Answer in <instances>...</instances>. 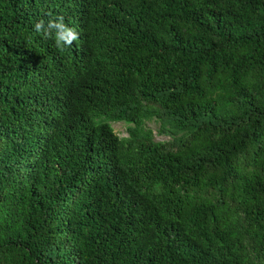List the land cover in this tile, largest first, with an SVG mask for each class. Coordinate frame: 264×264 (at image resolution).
Listing matches in <instances>:
<instances>
[{"label":"trees","instance_id":"16d2710c","mask_svg":"<svg viewBox=\"0 0 264 264\" xmlns=\"http://www.w3.org/2000/svg\"><path fill=\"white\" fill-rule=\"evenodd\" d=\"M0 264H264V0H0Z\"/></svg>","mask_w":264,"mask_h":264},{"label":"clouds","instance_id":"9594fccd","mask_svg":"<svg viewBox=\"0 0 264 264\" xmlns=\"http://www.w3.org/2000/svg\"><path fill=\"white\" fill-rule=\"evenodd\" d=\"M33 31L41 34L44 38L52 39L54 46L59 51L71 48L73 43L80 39V33L65 22L63 15H58L47 20L39 19L34 23Z\"/></svg>","mask_w":264,"mask_h":264},{"label":"rangeland","instance_id":"374dc122","mask_svg":"<svg viewBox=\"0 0 264 264\" xmlns=\"http://www.w3.org/2000/svg\"><path fill=\"white\" fill-rule=\"evenodd\" d=\"M146 127L154 131L156 141L164 139L163 137H160L158 134V129H159L158 123H156L155 121H149L147 122ZM114 128L116 133H118L121 137L127 135L126 126L123 123L115 124Z\"/></svg>","mask_w":264,"mask_h":264}]
</instances>
